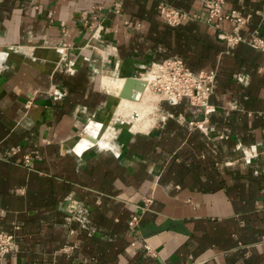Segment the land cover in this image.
Instances as JSON below:
<instances>
[{
    "label": "crops",
    "instance_id": "0c3cea01",
    "mask_svg": "<svg viewBox=\"0 0 264 264\" xmlns=\"http://www.w3.org/2000/svg\"><path fill=\"white\" fill-rule=\"evenodd\" d=\"M159 2L188 16L170 27ZM201 7L0 0V264H264V51L225 45L233 23ZM262 9L221 6L244 39L264 40ZM168 57L214 70L206 111L182 98L156 117L145 81ZM126 77L143 81L131 98Z\"/></svg>",
    "mask_w": 264,
    "mask_h": 264
},
{
    "label": "built area",
    "instance_id": "2783aa9c",
    "mask_svg": "<svg viewBox=\"0 0 264 264\" xmlns=\"http://www.w3.org/2000/svg\"><path fill=\"white\" fill-rule=\"evenodd\" d=\"M202 3V12L196 11L192 15L194 18L206 24H211L217 28L219 21L226 20L233 23V28L230 32L219 31L217 37L227 46H233L239 42H247L255 49L264 51V40L252 33L249 39H244L237 33V28L245 20L234 10L228 13L221 12L223 0H199ZM159 14L162 16L165 23L170 27H175L188 16L186 12L175 9L170 5L159 2L156 6ZM117 10L115 9V12ZM264 17V9L261 11ZM203 14V16L200 15ZM147 72V71H146ZM144 72V73H146ZM149 79L145 81L146 85L158 97V102H173L176 103L182 98L187 99L188 103L193 106H199L204 111L207 110L206 100L211 93L212 84L214 81V70H200L192 72L184 66L181 59L178 57H168L160 61L150 63L148 68ZM189 124H191L189 122ZM28 156L23 157V161L27 162ZM150 202V198L142 200V208ZM138 220V214L134 213L127 221L128 227H134ZM133 245V244H131ZM13 246V239L10 233L0 231V260L8 254ZM145 250L148 247L142 244Z\"/></svg>",
    "mask_w": 264,
    "mask_h": 264
},
{
    "label": "water",
    "instance_id": "95a60500",
    "mask_svg": "<svg viewBox=\"0 0 264 264\" xmlns=\"http://www.w3.org/2000/svg\"><path fill=\"white\" fill-rule=\"evenodd\" d=\"M143 81H140L137 78L134 77H126L118 91L117 96L118 97H125V98H131V88L136 87L139 90L142 88Z\"/></svg>",
    "mask_w": 264,
    "mask_h": 264
},
{
    "label": "rangeland",
    "instance_id": "374dc122",
    "mask_svg": "<svg viewBox=\"0 0 264 264\" xmlns=\"http://www.w3.org/2000/svg\"><path fill=\"white\" fill-rule=\"evenodd\" d=\"M204 8H203V6L201 7V8H198V10H200V12H202V10H203ZM194 18V17H193ZM194 19H196V18H194ZM196 20H198V19H196ZM199 21V20H198ZM178 26V25H177ZM176 27V26H175ZM143 71V70H142ZM156 111H154V113L155 112H157V115H156V117L159 119V118H161L162 116H163V114L165 113V111L162 109V103L160 102V103H157L156 104ZM148 116L149 117H152V114H148ZM127 128H128V126H127Z\"/></svg>",
    "mask_w": 264,
    "mask_h": 264
},
{
    "label": "bare ground",
    "instance_id": "6f19581e",
    "mask_svg": "<svg viewBox=\"0 0 264 264\" xmlns=\"http://www.w3.org/2000/svg\"><path fill=\"white\" fill-rule=\"evenodd\" d=\"M147 89L149 90V91H151L150 89H149V87L147 86ZM152 92V91H151Z\"/></svg>",
    "mask_w": 264,
    "mask_h": 264
}]
</instances>
